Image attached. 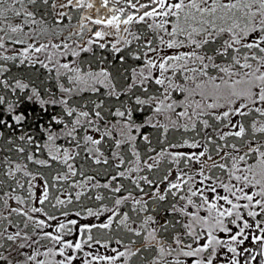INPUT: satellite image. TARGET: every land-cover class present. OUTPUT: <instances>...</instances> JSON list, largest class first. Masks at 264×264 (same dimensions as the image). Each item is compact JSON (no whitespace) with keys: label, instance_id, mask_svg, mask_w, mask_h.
I'll use <instances>...</instances> for the list:
<instances>
[{"label":"snow or ice","instance_id":"snow-or-ice-1","mask_svg":"<svg viewBox=\"0 0 264 264\" xmlns=\"http://www.w3.org/2000/svg\"><path fill=\"white\" fill-rule=\"evenodd\" d=\"M0 264H264V0H0Z\"/></svg>","mask_w":264,"mask_h":264}]
</instances>
